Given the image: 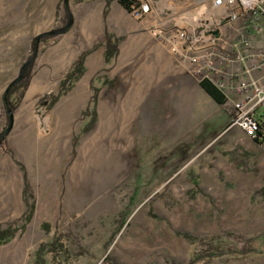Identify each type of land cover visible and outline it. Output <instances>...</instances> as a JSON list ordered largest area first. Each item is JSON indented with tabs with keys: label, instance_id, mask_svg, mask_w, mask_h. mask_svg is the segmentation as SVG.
<instances>
[{
	"label": "rangeland",
	"instance_id": "obj_1",
	"mask_svg": "<svg viewBox=\"0 0 264 264\" xmlns=\"http://www.w3.org/2000/svg\"><path fill=\"white\" fill-rule=\"evenodd\" d=\"M112 1L0 0V133L8 124L1 96L30 58L32 39L67 23L62 4L71 18L64 34L37 46L24 88L10 96L0 228L21 229L0 245V264H264V142L231 123L241 95L227 88L232 99L211 101L183 46L167 38L184 14L194 26L205 3L151 0V11L141 13L161 21L153 46L128 48L141 15L113 11ZM104 34L117 42L109 63ZM85 51L83 74L50 105L59 79ZM21 173L28 222L27 208L22 214L4 201L14 192L19 200ZM194 183L201 194H192ZM175 231L222 234L216 244L225 250L198 258L202 247ZM57 237L63 248L49 253Z\"/></svg>",
	"mask_w": 264,
	"mask_h": 264
},
{
	"label": "built area",
	"instance_id": "obj_2",
	"mask_svg": "<svg viewBox=\"0 0 264 264\" xmlns=\"http://www.w3.org/2000/svg\"><path fill=\"white\" fill-rule=\"evenodd\" d=\"M199 1L208 5V13L191 30L173 28L167 38L183 46L184 59L199 81L208 79L222 92L230 88L241 95L231 123L253 139L258 130L264 134V84H258L264 80V0ZM141 10L147 9L139 6L133 13L141 15ZM242 33L245 38L238 40ZM257 36L261 45L251 50V38ZM253 73L259 75L256 82Z\"/></svg>",
	"mask_w": 264,
	"mask_h": 264
},
{
	"label": "trees",
	"instance_id": "obj_3",
	"mask_svg": "<svg viewBox=\"0 0 264 264\" xmlns=\"http://www.w3.org/2000/svg\"><path fill=\"white\" fill-rule=\"evenodd\" d=\"M114 1H116V3L128 14L133 13L139 7V3L137 0H114ZM106 7H107V3H106ZM62 8L65 12V13L64 12L63 13L66 16H68L69 13L67 12V5L62 4ZM51 37L52 36H49L46 33H43V34H40L38 40H36V38L32 39L31 44H30V48H29V52H28V56L30 57L28 59L29 61H32V59H34V57L36 56L37 46L40 43L45 42L47 39H49ZM102 44L104 46V51H103L104 63H109L112 59H114L116 57L117 42L115 40L113 41L110 38V36H107L106 34H104L102 37ZM95 47H97V45L92 46V49ZM89 51L88 52L87 51L82 52L77 57V59L72 63L70 68L61 76V78L58 81V85H57L58 90H57L56 94L54 96L52 95L49 97V99H50L49 104L50 105H53L55 103V101L60 96H63L68 91V89L73 85V83L76 82L81 77V75L83 74V71H84V67H83L84 57L89 53ZM31 63L24 70V73H23L21 80L18 83H16L15 85L11 86L8 89V92L3 93L1 96L2 106L5 108L6 121H8L7 117H8V115H10V112L12 111L13 106H14L13 102L10 101V96H12L14 93L16 94L17 92L21 93L20 91H22V89L24 88V85L27 81ZM198 87L215 104L222 105L225 103L226 98H225L223 92L221 90H219L208 79L200 80L198 82ZM94 95H95V90H94L92 97H91V101H92L93 105H94V101H93ZM94 119H95V112L92 108V110L90 111V121L85 127L88 128L89 126H91V124L94 122ZM87 128H86V130H87ZM3 132H4V130L0 134H3ZM4 138H5V135H0V144ZM252 141L257 145L264 142V134H263L262 130H258L256 132L255 137L252 139ZM25 188H27V186ZM193 189H194V191H192L193 195L201 194V191L197 188V185L195 183L193 185ZM26 208H27L28 216H26L25 221L28 222L30 215L32 213V206L28 205ZM147 215L151 218H154V219L156 218V216L154 214H152L151 212H148ZM124 224H125V221H121L119 224L120 225L119 227L121 228ZM20 229H21V226L16 227L15 225H8L5 228H0V245L8 243L10 240H12L14 238L16 232ZM174 234H175V236H177L183 240L188 241L190 244L196 243L198 246L202 247L198 253L197 252L195 253V256L198 258L199 257L211 258V257L215 256V254H221V252L223 250H225V247L223 245L216 244V242H218L219 240H222V236H224L222 234H220V236L206 235V236H202L200 238L192 237V235H189L188 233L180 232V231H175ZM48 247H49V253H52V252L57 253V252L61 251L63 248L62 244L60 243V239L58 237L53 242H51V244ZM40 250H41V248H40ZM37 255L40 256L39 251L36 253V257H37ZM193 262L194 261L192 259H188V262H186L185 264H193ZM111 264H116V263H111ZM166 264H182V263L170 261Z\"/></svg>",
	"mask_w": 264,
	"mask_h": 264
},
{
	"label": "crops",
	"instance_id": "obj_4",
	"mask_svg": "<svg viewBox=\"0 0 264 264\" xmlns=\"http://www.w3.org/2000/svg\"><path fill=\"white\" fill-rule=\"evenodd\" d=\"M139 3V2H138ZM143 3V4H141ZM141 3H139V6H143L144 9H149V11H151L152 9V5H151V0H141ZM205 8V12L204 13H208V5L205 4L203 6ZM110 8L113 10V11H116V12H125L117 3L116 1H112L111 3V6ZM121 12V13H122ZM160 11H158L159 13ZM126 13V12H125ZM157 13V14H158ZM128 14V13H127ZM201 17V16H200ZM184 18V19H183ZM178 19H180V22L176 20L173 21L172 23L169 24V27H173V28H178V26H185V28H189V27H192L193 24L190 22V21H187V16L186 14L180 16ZM199 19V17H196L194 18V21L196 22L197 20ZM184 20V21H182ZM160 19L158 16H153L150 18V16L145 13H142L141 14V17L140 19H138L137 21H135V23H133L131 26H130V30L132 29V31L130 32H133V33H136L135 34V37L137 36V40L135 41H132L130 43V45L128 46V48H132L134 46H142V47H146V48H150L151 46H153L151 43H149V39H150V36L153 37L156 35V33L159 32V29H160ZM251 45V46H250ZM259 45H261V41H256V40H253V43L252 41H250L249 43V46L251 47V50H253L254 48L258 47ZM101 52H99V55H100ZM239 70L238 67L236 69H234V71L237 73H239ZM237 73V74H238ZM239 76H237V78H235V80H239ZM251 78L252 80H255L256 79V74L253 73L251 75ZM258 84L259 85H263L264 84V80H260L258 81ZM226 100L227 101L228 99H232V95H226L224 92H223ZM21 178H22V188L20 189V193H19V200L17 199L18 196L17 194L14 192V193H9V194H6L5 196V200H8L10 202V207H15L17 208V210H20L21 212L24 210H26V205H25V199L23 197V188H24V184H27L26 180H25V174L24 173H21ZM25 180V181H24ZM14 191V190H13ZM12 192V191H11ZM8 202V203H9ZM6 204H4V207H2V209H4L6 212L4 213H7L8 212V207H6ZM24 211L22 212V214L24 213ZM26 212V211H25ZM16 213V212H15ZM20 213V215H22Z\"/></svg>",
	"mask_w": 264,
	"mask_h": 264
},
{
	"label": "water",
	"instance_id": "obj_5",
	"mask_svg": "<svg viewBox=\"0 0 264 264\" xmlns=\"http://www.w3.org/2000/svg\"><path fill=\"white\" fill-rule=\"evenodd\" d=\"M63 2L65 3L66 0H63ZM70 19H71L70 15H68L67 23L63 27H61V28H59L57 30L48 31V32H46V34L49 35V36H60V35L64 34L68 30V28L70 27V24H71V20ZM39 36L40 35H38L36 37V40H38ZM29 63H30V61L28 60L21 66L20 70L18 71L17 76L8 84L7 88L4 90L5 93L8 92V89L11 86L15 85L16 83H18L20 81V79L22 78L24 69L29 65ZM11 125H12V117H11V115H8V124H7L3 134H0V135H7L8 132L10 131V129H11Z\"/></svg>",
	"mask_w": 264,
	"mask_h": 264
}]
</instances>
